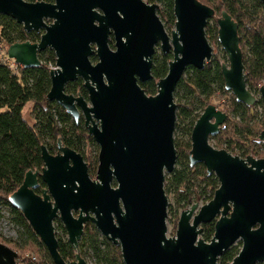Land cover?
Segmentation results:
<instances>
[{
    "label": "water",
    "instance_id": "1",
    "mask_svg": "<svg viewBox=\"0 0 264 264\" xmlns=\"http://www.w3.org/2000/svg\"><path fill=\"white\" fill-rule=\"evenodd\" d=\"M173 1L176 23L169 34L159 6L144 0H0V15L28 33L43 32L39 43L9 46L8 58L24 68H38L39 55L52 50L56 68L51 69L47 99L76 122L83 117L99 146L95 179L84 157L61 140L56 155L43 146L42 171L27 172L10 197L54 264H88L79 251L88 223L121 247L124 264H219L238 242L242 248L230 264L264 263V158H241L210 144L228 120L213 104L194 126L189 157L192 167L204 164L209 175L217 176L219 188L207 204L184 210L175 236L168 237L165 177L175 170L178 158L175 91L190 67L203 70L212 60L214 50L206 35L211 20L216 19L228 60L222 64L226 90L247 106L259 101L247 86L239 25L232 16L222 11L217 17L199 0ZM158 46L173 60L167 76L157 82V94L149 96L140 83L153 80ZM78 79L88 99L66 92ZM259 93L264 110V85ZM259 140L264 143V131ZM40 180L46 185L42 194L36 193ZM57 220L76 251L74 260H64L59 252ZM212 223L215 234L206 242L203 226ZM18 258L0 243V264H18Z\"/></svg>",
    "mask_w": 264,
    "mask_h": 264
},
{
    "label": "trees",
    "instance_id": "2",
    "mask_svg": "<svg viewBox=\"0 0 264 264\" xmlns=\"http://www.w3.org/2000/svg\"><path fill=\"white\" fill-rule=\"evenodd\" d=\"M36 2L38 0H27ZM213 8L216 16L220 17L226 11L239 25L240 46L246 68L247 86L253 94L259 93L264 83V5L260 0H199ZM150 3L161 2L163 9L158 15L169 30L175 28L173 0H149ZM210 22H213L211 26ZM206 28L209 41L217 42L218 25L216 19L211 20ZM43 32L25 31L24 27L10 17L0 15V208L11 210L14 224L24 230L29 238L43 247L44 258L35 262L29 259V264H54L45 245L30 226L20 210L15 208L10 197L22 186L29 171L41 172L44 163L42 147L49 153L59 152L58 142L80 153L89 166L90 175H96L98 155L92 163L85 156L84 146L91 143L97 146L85 127L84 118L76 122L74 118L57 102H51L47 96L51 90V68L56 67V56L52 50H46L39 55L42 63L38 68H24L16 65L7 53L2 56L4 48L23 42L39 43ZM223 61L217 58L205 65L203 70L189 68L175 91L177 105V122L175 128V147L177 163L171 174H166V194H173L177 211L183 212L198 202H210L219 188V180L215 174H208L204 164L190 165L192 149L191 136L196 122L215 95H231L228 109L225 112L228 120L220 133L211 138L217 149L226 150L234 156L247 158L253 156L261 159L264 143L259 140L264 131V110L261 100L254 106H247L238 102L232 93L225 88L222 75V64L227 61L223 52ZM173 60L172 54L157 53L153 59V80L140 83L149 96L157 94V82L165 78L169 71V64ZM92 61L97 62L93 57ZM66 92L88 99V92L84 82L78 79L67 86ZM33 104L30 124L24 116L28 104ZM260 109V110H259ZM264 155V153H263ZM114 186H116L114 184ZM46 185L40 180V187L36 193L42 194ZM171 209V207H170ZM2 218L0 211V219ZM175 220L179 217L176 215ZM63 232L68 235L61 225ZM215 234V223L204 225L202 239L211 242ZM59 241V252L64 260H74L76 251L68 239L64 240L56 233ZM17 248L22 245L15 243ZM104 247V248H103ZM242 248L233 246L220 259L219 264H230ZM79 251L84 259H96V264H124L121 247L114 245L103 237L94 224L88 223ZM20 257L17 262L19 263ZM264 264V263H261Z\"/></svg>",
    "mask_w": 264,
    "mask_h": 264
},
{
    "label": "rangeland",
    "instance_id": "3",
    "mask_svg": "<svg viewBox=\"0 0 264 264\" xmlns=\"http://www.w3.org/2000/svg\"><path fill=\"white\" fill-rule=\"evenodd\" d=\"M144 1L148 4H157L159 6V9L160 8L163 9V5L161 4V2L150 3L149 0H144ZM210 24L212 26L213 22H210ZM164 25H165L166 31L169 34H171L172 30H169L168 27L166 26V24H164ZM209 42H210V45L212 46V48L214 50L213 58L218 57L220 60L223 61L224 60L223 59V52L224 51L222 50L221 45L215 41L214 42L209 41ZM111 47L113 49H115L114 42L111 44ZM7 49H8V47L6 49L3 48L1 50L3 57L7 53ZM161 52H162L161 48H160V46H158L156 48L155 55L157 53H161ZM11 61H12L11 63L15 62L13 60H11ZM223 63H228V60L224 61ZM263 85H264V83L261 84V86H263ZM254 95L260 100V93H256ZM230 98H231L230 94L229 95L217 94L211 100V104L215 105L221 111H226L228 109V104H229ZM32 110H33V104L32 103L28 104L24 110L25 119L30 124H33ZM210 144L213 147H216V144L214 142L210 141ZM84 151H85V156L87 158H90L92 163H94L95 157L97 155H99V146L98 145L94 146L91 143H87L84 146ZM261 151H262V156H263L262 158H264V155H263L264 149H262ZM95 176L96 175H93L92 178L95 179ZM167 196H168V200H169L168 219H167L168 237H174L176 234V231H177V226H178V221H179V220L178 221L175 220V216L177 215L180 218V215L182 212L177 211L174 195L168 194ZM198 204L200 205V207H202L203 205L207 204V202L202 201V202H198ZM170 207H171V209H170ZM0 211H1V215H2V218L0 219V243L8 246L9 248H11L12 250H14L15 252L18 253V255L20 257L18 264H29L28 260L33 259V258L36 259L35 262L42 261L43 258L45 257L43 247H41V246L37 245L35 242H33L31 238H29L26 234H24L23 229L19 228L18 226H16L14 224V222H13L14 216H13L11 210H9L7 208H0ZM61 225L63 226V224L59 220H57L55 222L56 233L59 237L63 238L64 240H67L68 235H66L63 232ZM15 243L22 245V247L20 249L17 248ZM235 246L240 247L241 242H238ZM86 261L88 264H96V259H93V258H87Z\"/></svg>",
    "mask_w": 264,
    "mask_h": 264
},
{
    "label": "flooded vegetation",
    "instance_id": "4",
    "mask_svg": "<svg viewBox=\"0 0 264 264\" xmlns=\"http://www.w3.org/2000/svg\"><path fill=\"white\" fill-rule=\"evenodd\" d=\"M40 1V0H39ZM39 1H36V2H39ZM51 21H49L48 23H50ZM114 42L113 40V37H111V40H110V45ZM50 50V49H49ZM96 63V62H95Z\"/></svg>",
    "mask_w": 264,
    "mask_h": 264
},
{
    "label": "built area",
    "instance_id": "5",
    "mask_svg": "<svg viewBox=\"0 0 264 264\" xmlns=\"http://www.w3.org/2000/svg\"><path fill=\"white\" fill-rule=\"evenodd\" d=\"M16 65H17V64L14 62V63L12 64V67H13V68H16ZM55 68H56V67H52L51 69H55Z\"/></svg>",
    "mask_w": 264,
    "mask_h": 264
}]
</instances>
